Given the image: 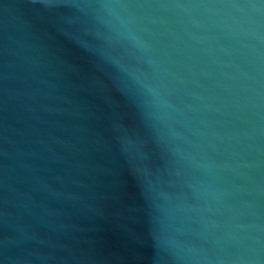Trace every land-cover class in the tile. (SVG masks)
Masks as SVG:
<instances>
[{"label":"water","instance_id":"obj_1","mask_svg":"<svg viewBox=\"0 0 264 264\" xmlns=\"http://www.w3.org/2000/svg\"><path fill=\"white\" fill-rule=\"evenodd\" d=\"M0 264H264V0H0Z\"/></svg>","mask_w":264,"mask_h":264}]
</instances>
